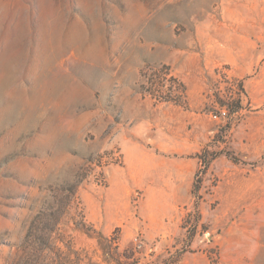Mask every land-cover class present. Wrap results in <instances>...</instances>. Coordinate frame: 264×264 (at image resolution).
<instances>
[{"label": "rangeland", "instance_id": "obj_1", "mask_svg": "<svg viewBox=\"0 0 264 264\" xmlns=\"http://www.w3.org/2000/svg\"><path fill=\"white\" fill-rule=\"evenodd\" d=\"M134 95L179 208L116 187ZM60 260L264 264V0H0V264Z\"/></svg>", "mask_w": 264, "mask_h": 264}, {"label": "crops", "instance_id": "obj_2", "mask_svg": "<svg viewBox=\"0 0 264 264\" xmlns=\"http://www.w3.org/2000/svg\"><path fill=\"white\" fill-rule=\"evenodd\" d=\"M199 69H196L195 77H199L197 75L199 72H204V70ZM199 80L203 81L201 78ZM134 96L125 108L126 112L130 109L136 113L132 126L122 127L117 135L123 153L124 166L121 173L115 174L116 187L125 193L138 188L146 189L152 193L161 192L166 194L164 209L179 208L182 203L181 200L184 198L182 194L190 193L192 181L196 174V164L193 161L185 164V161H181L173 155L166 158L157 153L158 148L162 151L166 148L172 152L178 151L179 144L175 141H172V144L170 141H166L163 130L154 136H144L143 130L147 127L150 128L152 122H142L141 113L150 110L151 105L140 100L138 96ZM127 103L128 101H126ZM155 123L160 128H164V117H160ZM150 144L152 147L149 146ZM185 264L189 263L185 262Z\"/></svg>", "mask_w": 264, "mask_h": 264}, {"label": "built area", "instance_id": "obj_3", "mask_svg": "<svg viewBox=\"0 0 264 264\" xmlns=\"http://www.w3.org/2000/svg\"><path fill=\"white\" fill-rule=\"evenodd\" d=\"M211 117L216 121L225 120L229 117V112L227 109L223 108L220 109L217 113L212 114Z\"/></svg>", "mask_w": 264, "mask_h": 264}, {"label": "trees", "instance_id": "obj_4", "mask_svg": "<svg viewBox=\"0 0 264 264\" xmlns=\"http://www.w3.org/2000/svg\"><path fill=\"white\" fill-rule=\"evenodd\" d=\"M52 244L51 243H49V245H48V249L50 250V251H53V248H52V246H51ZM57 264H63V262H61V260H60V262L58 261V263Z\"/></svg>", "mask_w": 264, "mask_h": 264}]
</instances>
